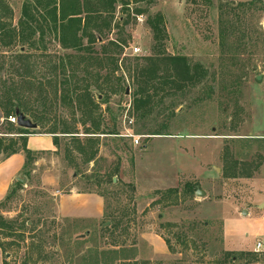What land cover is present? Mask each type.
<instances>
[{
    "label": "rangeland",
    "instance_id": "1",
    "mask_svg": "<svg viewBox=\"0 0 264 264\" xmlns=\"http://www.w3.org/2000/svg\"><path fill=\"white\" fill-rule=\"evenodd\" d=\"M25 1L0 0L11 12L10 18L0 13V19L15 27ZM128 2L130 11L145 13L142 22L135 18L129 21L121 36L127 46H137L143 56H151L153 42L146 20L160 14L166 32L165 55L184 56L192 64H200L206 77L193 88L164 97L148 119L134 118L131 124L128 95L112 97L108 107L117 120L112 122L103 113L104 124L108 130L114 126L118 135H97L95 163L83 165L75 153L67 156L69 136H59V147L53 154L36 152L20 176L25 184H14L0 203V214L13 227L7 239L0 231V243L6 250V255L1 251L0 264H93L91 249L125 250L118 255L149 264H225V252L240 254L225 250L222 221L229 230L237 224L229 206L220 203L234 200L246 207L251 190L244 181L236 186L226 183L222 156L226 148L234 152L232 138H263L264 0H211V5L203 0ZM249 2L255 4L226 15L232 28L222 46L220 7ZM38 47L32 51L19 43L9 47L0 44V82L17 81L11 67L16 65L13 57L19 51H26L35 62L45 61L39 58L42 52L56 56L52 37L45 36ZM134 57L140 56L127 52L124 60L133 62ZM120 74L129 94L131 82L124 71ZM46 78L50 77L40 80L45 82ZM32 93L36 95V90ZM101 110H105L104 105ZM44 115L50 124L56 118L67 126L75 125L65 107L45 108ZM49 122L36 132L44 134L51 127ZM75 126L76 137L86 139L82 128ZM163 126L167 127L165 132ZM158 131L167 135H150ZM6 133V124L0 120V138L21 143L19 134ZM127 133L140 137L137 146L122 137ZM253 150L249 155H255ZM4 158L1 154L0 161ZM110 178L115 181L110 183ZM254 179H264V167ZM196 187L203 197L195 196ZM70 192L100 196L104 201L102 217L88 222L60 218L56 199ZM114 223L115 228L101 231ZM81 235L85 237L77 239ZM248 240L255 243L253 238ZM259 240L264 243L263 236ZM250 254L239 256L237 263L264 264V254Z\"/></svg>",
    "mask_w": 264,
    "mask_h": 264
},
{
    "label": "trees",
    "instance_id": "2",
    "mask_svg": "<svg viewBox=\"0 0 264 264\" xmlns=\"http://www.w3.org/2000/svg\"><path fill=\"white\" fill-rule=\"evenodd\" d=\"M187 1L194 2V0ZM203 2L206 5L212 4L211 0H203ZM117 3L121 5L123 18L118 19L113 25ZM253 4L255 3H238L232 6L229 3L225 7H220L219 36L222 46L227 43L232 28V22L226 15H233L237 9ZM0 13L4 17L6 15L11 17V12L1 2ZM143 13L145 12L140 9L130 11L128 0H27L22 5L15 27L0 19V44L4 47L19 43L22 47L27 46L29 50L38 51V46L43 45V40L48 34L53 35V39L62 50L69 51L62 56L52 57L42 52L39 58L44 59L43 62L32 61L33 56L26 51H19L13 57L16 65H12L11 71L18 79L0 82V120L6 124V134L16 132L20 135L21 143L17 145L14 140L0 138V155L8 158L21 152L25 158L24 171L36 154L26 149V136L38 133L36 130L18 128L10 124L7 119L10 116L17 118V114H22L40 129L49 122L44 115V109L60 106L70 111L75 125L78 124L82 128V134L87 138L79 140L76 137L79 133L75 125L67 126L56 118L51 124L49 122L51 127L44 134L52 137L56 150L59 147V136H69L71 142L65 150L67 156L75 153L83 165L95 163L98 155L97 135H118L114 126L111 130L106 128L103 113L108 115L112 122L117 120V116L109 110L108 104L112 97L126 94L124 78L120 71L126 73L132 86L128 94L130 100L128 117L137 121L148 119L156 103L161 102L164 97L201 84L206 77V70L200 64H192L184 56L165 55L166 32L160 14H155L146 20L153 42L151 56L134 57L133 62H130V59L121 60L123 49L128 47L126 40L122 39L107 41L99 51L95 50L94 45L98 43V39L103 38L105 32L112 28L123 32L131 18L136 19L137 16H143ZM85 38L87 41L83 44ZM45 76L50 78H46L45 82L40 80V77L45 78ZM45 84L49 91L44 88ZM33 90H36V95L32 93ZM98 97H101L99 101H97ZM101 105L105 106L104 111L101 110ZM38 106L41 110H38ZM161 129L163 131L167 127L163 126ZM150 135L167 134L158 131ZM236 142L238 141L230 139L233 145ZM233 151L231 154L230 149L226 148L222 156V178L225 180L250 178L257 170V165L249 163L245 155L239 154L237 147L233 146ZM111 180L110 178V183ZM15 185L21 187L19 182H15ZM25 224L26 222L23 226ZM116 224L102 228L101 231L107 232L117 226ZM0 231L5 239L13 233L12 224L5 221L1 214ZM75 242L80 243L78 240ZM11 245L6 244V246ZM0 250L6 255L1 243ZM88 252L93 264H112L115 261L119 264H149L130 261L127 256L118 255L123 254L125 250L99 252L97 249H91ZM239 256L251 255L225 252L224 263L238 264Z\"/></svg>",
    "mask_w": 264,
    "mask_h": 264
},
{
    "label": "crops",
    "instance_id": "3",
    "mask_svg": "<svg viewBox=\"0 0 264 264\" xmlns=\"http://www.w3.org/2000/svg\"><path fill=\"white\" fill-rule=\"evenodd\" d=\"M120 8V3H117L113 25L115 24V22H117L118 19L123 18ZM126 28L127 27H125V29ZM124 31L120 32V29L112 28L110 31L105 32L103 38L98 39V43L94 45L95 50L99 51L100 47L103 44H106L107 41L120 40ZM46 36L53 38V35L47 34ZM100 40L102 41L100 42ZM53 41L55 40L53 39ZM86 41V38L83 39V44H86ZM55 44L57 45L56 56H62L69 52L62 50L56 41ZM130 47L137 46L132 45L124 48L121 55V60L126 58L127 52L130 53ZM262 121L264 122V114H262ZM37 129L39 128L37 127ZM232 140L238 141L234 143V146L237 147L239 154L243 156L245 155V158L249 163L252 162L257 165V170L253 173V177L251 176L250 178L225 180L226 183H234L235 186L238 182H247L250 185L251 190V196L247 197L248 203L246 207H242L241 203L234 200H226L220 203L227 204L229 206L231 214L234 218V222L235 224H237V227L229 230L226 228V224L222 221V237L226 248L225 250L243 254H250L254 252L256 243H260L261 253L264 254V243L259 240L260 237H264V179H254V176L262 172V169L264 167V134L263 138L258 139L236 137L232 138ZM243 141H247L248 143H245ZM249 148H254L253 151L255 155H249L248 151H251V149ZM26 149L31 152L37 153L43 152L53 154L56 152V148L54 147L52 142V137L47 134L27 135ZM24 161L25 158L21 152L11 155L8 158H4L0 161V203L13 188V185L15 184V182H17V179L22 175ZM233 198L236 199L235 197ZM56 213L60 218L63 219L80 220L84 222L98 220L104 213V201L100 196L93 193L70 192L66 195L60 194L56 199ZM249 238H253L255 240V243L250 244L248 240ZM159 242L162 243V241Z\"/></svg>",
    "mask_w": 264,
    "mask_h": 264
},
{
    "label": "built area",
    "instance_id": "4",
    "mask_svg": "<svg viewBox=\"0 0 264 264\" xmlns=\"http://www.w3.org/2000/svg\"><path fill=\"white\" fill-rule=\"evenodd\" d=\"M136 20L138 22H142L143 21L142 20V16H137ZM129 51H130L129 56H143V54H141V50L138 47H130ZM127 108L130 109V103H128V107ZM7 121L10 124L16 126V117L10 116L7 119ZM128 123L131 124L132 123V119H129ZM122 137L131 139L134 146H137L139 144L140 137H136V136H134L132 134H129V133L123 135ZM254 252L255 253H260L261 252V244L260 243H256L255 248H254Z\"/></svg>",
    "mask_w": 264,
    "mask_h": 264
},
{
    "label": "water",
    "instance_id": "5",
    "mask_svg": "<svg viewBox=\"0 0 264 264\" xmlns=\"http://www.w3.org/2000/svg\"><path fill=\"white\" fill-rule=\"evenodd\" d=\"M260 77H257V80H259ZM126 95H128V91L126 90ZM16 126L18 128H22L25 130H36L37 129V125L33 122H31L29 119H27L26 117H24L22 114H17V118H16ZM112 181H115L114 179ZM17 182L21 183V184H25V180L24 179H17ZM195 196L197 197H203L204 193H202L198 187H196V192H195ZM85 235H81L78 236L77 239H82L84 238Z\"/></svg>",
    "mask_w": 264,
    "mask_h": 264
}]
</instances>
